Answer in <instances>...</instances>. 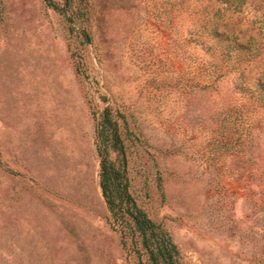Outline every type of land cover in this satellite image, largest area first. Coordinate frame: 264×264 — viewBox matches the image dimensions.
Returning <instances> with one entry per match:
<instances>
[{
	"label": "rangeland",
	"instance_id": "374dc122",
	"mask_svg": "<svg viewBox=\"0 0 264 264\" xmlns=\"http://www.w3.org/2000/svg\"><path fill=\"white\" fill-rule=\"evenodd\" d=\"M84 1L86 20L81 0H0V264H149L102 194L106 109L129 190L183 264H264L258 183L211 145L231 78L193 89L213 78L196 77L186 25L155 23L152 0L129 14L126 0ZM229 1L262 43L264 2Z\"/></svg>",
	"mask_w": 264,
	"mask_h": 264
},
{
	"label": "trees",
	"instance_id": "16d2710c",
	"mask_svg": "<svg viewBox=\"0 0 264 264\" xmlns=\"http://www.w3.org/2000/svg\"><path fill=\"white\" fill-rule=\"evenodd\" d=\"M73 1L65 0L68 6L78 7V2ZM152 1L155 23L170 29L186 25L194 42L191 57L196 77L213 78L203 83L202 80L192 82L193 89L213 87L216 79L231 78L235 96L222 109L221 124L215 128L217 132L211 145L216 151L222 149L234 154L231 158L239 161V176L248 183H258L257 194L264 200V41L252 45L255 34L242 20L247 14L235 1ZM89 5L88 1L81 0L82 11L78 7L79 17L84 20L88 19ZM52 6L65 10L55 3ZM135 8V0H126V14L134 13ZM262 16L264 30V10ZM119 124L111 118L109 109L101 115L100 185L121 239L124 242L130 239L134 251L140 255L141 250L149 264H183L177 245L162 224L137 204L129 190L124 136ZM111 150L118 154V163L110 158Z\"/></svg>",
	"mask_w": 264,
	"mask_h": 264
}]
</instances>
